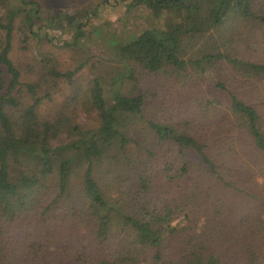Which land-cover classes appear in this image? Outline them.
<instances>
[{
	"label": "trees",
	"instance_id": "obj_1",
	"mask_svg": "<svg viewBox=\"0 0 264 264\" xmlns=\"http://www.w3.org/2000/svg\"><path fill=\"white\" fill-rule=\"evenodd\" d=\"M137 1L156 16L169 15L172 22L165 30L148 28L116 44L118 58L155 73L191 69L197 75L211 73V77L212 68L220 62V66L231 67L257 102L246 100L248 96L216 79V88L227 92L228 102L206 101L201 108L206 123L195 122L196 111L185 121L181 114L156 120L148 116L146 93L124 91V84L135 80L131 68L128 75L121 72L114 78L113 103L99 77L84 87L78 84L75 70L60 71L51 57L43 58L42 76L24 81L12 59L15 32H21L24 45L37 36L34 29L41 6L36 0H0V221L5 224L0 227V240L9 223L22 220L9 237L12 258L0 264H40L45 250L60 254L53 238L43 247L28 244L24 221L43 215L39 210L51 201L49 187L57 193L47 202L48 209L51 204L73 201L72 179L80 169L82 185L75 201L89 223L99 254L89 262L80 255L81 249L75 257L66 253L74 264H145V257L151 264H224L223 255L254 249L253 242L238 236L240 232L232 225L244 217V211L231 212L238 200L254 203L246 193L251 190L246 180L253 169L251 159L246 162L240 153L248 141L254 154L264 156V61L242 55L231 39L223 51L185 59L182 40L188 35L213 34L228 24L231 31L245 24L264 26V6L255 0ZM90 14L91 10L60 14L65 31L76 33L77 43L85 36L87 23L82 19ZM61 79L69 84L75 81L70 96L75 109L95 111L99 123L94 128L75 123L70 127L75 138L55 145V136L69 118L59 114L54 120L40 111L45 100L54 97ZM140 129L149 135V148L130 137ZM105 161L108 178L107 173L102 177L99 173ZM125 169L129 175L122 173ZM218 190L222 194L213 196L220 198L212 200L211 194ZM214 203L221 219L209 216ZM197 216L205 217L210 225L202 226V219H195L194 225ZM52 219L46 216L36 233H43ZM187 224L195 228L189 231Z\"/></svg>",
	"mask_w": 264,
	"mask_h": 264
},
{
	"label": "rangeland",
	"instance_id": "obj_2",
	"mask_svg": "<svg viewBox=\"0 0 264 264\" xmlns=\"http://www.w3.org/2000/svg\"><path fill=\"white\" fill-rule=\"evenodd\" d=\"M36 1L41 6L40 19L34 29L37 36H33L27 42V45H24L21 32L17 31L13 41L12 59L22 70L24 81H35L42 76L43 58L51 57L57 60L56 67L60 71L75 70L78 84H83L84 87L91 80L99 77L107 88L106 97L108 101L113 103L115 100L114 78L118 76L117 73L121 72L128 75L131 68L134 69L135 80L124 84V91L146 93L148 97V116L156 120H163L172 114H178L179 116L181 114L186 116L184 118L180 117L182 121H185L187 115L196 111L199 112V117L196 118L195 122L197 123L200 119V122L206 123L204 118L207 115L204 116L201 111L206 101L216 99L220 100L223 105L228 102L227 92L216 88V79L227 83L230 88H234L243 96H248L246 100L252 103L257 102V100L252 99L249 90L242 86L240 79L234 76L231 67L220 66L219 64H222L220 62L212 68L213 78L211 73L206 76L197 75L191 69H189V72L176 73L169 68L155 73L137 63L118 58L114 52L116 44L124 42L131 36L137 35L148 28L165 30L167 25L172 22L169 15L156 16L148 8L139 4L137 0H109L108 2H105L106 0ZM255 2L259 6H264V0H255ZM79 10H91V14L88 19H82L87 23L85 36L77 43L76 33L65 31L67 29L65 24L62 23L63 17L60 19L59 17L61 13H76ZM230 25L228 24L222 30L213 32V34L188 35L183 38L184 58H197L202 56L204 52L217 49L223 51L225 50L224 45H227L228 39H231L232 42L237 43L235 46L241 51L242 55L252 60L264 61V26L256 23L252 25L245 24L236 26L231 31L229 30ZM48 85L50 83L45 85V89ZM74 86L75 81L73 84H69L66 80L61 79L57 82L52 100H45L41 106L40 112L43 116H51L56 120L61 114L62 118H65V116L69 118L68 121L65 120L61 133L55 136L56 139L53 141L55 145L75 138V133L70 129L71 125L79 123L84 128H94L99 123L95 111H88L82 107L75 109L74 102L70 98ZM130 137L139 143L142 142L147 147L149 146V135L143 132L142 129L132 131ZM244 144L245 149L241 151L240 155L246 159V162L251 159L249 162L253 168L246 178V180L249 179L250 182L248 183L251 186V190L246 193L254 203L249 204L245 200L243 202L238 200L239 202L233 206L234 210L231 213L241 210L245 214L244 217L237 219L236 223L232 225L238 229L236 233L240 232L238 236L247 237L253 242L254 249L253 252L248 253L244 251V253H236L235 255H223L224 264H264V247L262 245L264 240V222H262V218L264 219V156L254 154L248 141H245ZM101 169L99 171L100 177L107 173L106 178H108L110 173L107 171L106 161ZM122 173L129 175L126 169ZM82 175L83 169L78 170L73 175L70 190L73 201L69 200L67 203L56 204L55 206L51 204L52 206L48 209L50 203L47 202H51L57 193L55 187H49L51 190H47V196L51 201H46L39 210L44 212L43 215L38 214L35 218L24 221L28 227L24 240L28 244L43 247V245H47V242L52 241L50 238H53V243L59 245L60 254L57 255L52 250L48 253L45 250L41 255L40 264H74L72 259H66V253L71 257H75V253L78 254L80 249L82 252L80 255L85 256L84 259L89 262L91 257L99 254V250L93 243L89 223L75 201V193L82 185ZM187 180L190 182V177H187ZM123 188L126 190L125 187ZM216 194H222V191L218 190L215 194H211L212 200L220 198L213 196ZM67 204L68 207L65 206ZM215 204L217 205V203H214L209 207V216L212 219L216 217L221 219L219 217L220 209L215 207ZM230 208L231 206L227 207L228 211ZM46 216L48 219L53 217L49 226L43 233H36V230L44 226ZM193 219L194 225H196L197 219H202L200 222L202 226L210 225L206 223L205 217L200 218L197 216ZM21 223L22 220L16 219L15 223H9L6 226L0 240L1 261L6 262L9 258H12L13 248L9 237L18 231V225ZM1 224L5 225L1 222L0 227ZM194 225L187 224L186 227H189V231H191L192 228H195ZM56 229L59 230L55 231ZM79 233L83 235V238ZM115 243L118 244V241ZM145 258L147 259L145 264H151L152 260L148 257Z\"/></svg>",
	"mask_w": 264,
	"mask_h": 264
}]
</instances>
